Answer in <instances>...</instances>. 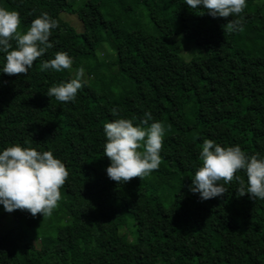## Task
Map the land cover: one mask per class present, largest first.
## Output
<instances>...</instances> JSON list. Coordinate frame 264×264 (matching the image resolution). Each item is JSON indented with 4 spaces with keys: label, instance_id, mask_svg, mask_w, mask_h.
Masks as SVG:
<instances>
[{
    "label": "trees",
    "instance_id": "obj_1",
    "mask_svg": "<svg viewBox=\"0 0 264 264\" xmlns=\"http://www.w3.org/2000/svg\"><path fill=\"white\" fill-rule=\"evenodd\" d=\"M0 6L20 13L22 33L43 12L59 23L54 46L26 76L4 74L0 52V153L15 144L51 151L69 171L53 211L64 217L59 224L2 205L0 220L15 223L0 234V264H264V200L237 197L236 181L206 201L189 190L205 139L264 158V0H247L243 31L232 33L222 26L234 17L214 18L186 0H0ZM65 12L81 18V32ZM180 33L202 54L186 59ZM105 43L116 52L108 61L99 57ZM58 51L72 57V69L41 71ZM106 62L119 85L101 89L82 78L75 101L47 96L80 67L89 79H109L99 73ZM147 112L149 124L166 129L162 163L142 180L118 184L106 171L104 125L126 118L139 126ZM237 175L247 185L246 173Z\"/></svg>",
    "mask_w": 264,
    "mask_h": 264
},
{
    "label": "clouds",
    "instance_id": "obj_2",
    "mask_svg": "<svg viewBox=\"0 0 264 264\" xmlns=\"http://www.w3.org/2000/svg\"><path fill=\"white\" fill-rule=\"evenodd\" d=\"M186 4L192 9L203 5L214 18L234 17L222 26L225 33L243 31L244 17L241 14L247 7V0H186ZM20 25L18 11L0 6V52L6 54L2 72L9 76H26L34 62L54 46L50 37L59 27L58 21L47 12L35 18L26 33L21 32ZM72 66V57L67 52L58 51L55 58L43 61L40 69L59 72L71 70ZM84 72L85 69L80 67L75 78L50 87L47 96L62 103L75 101L84 86ZM112 113L118 115L116 109H112ZM152 119L151 112H147L139 126L126 118L105 123L104 156L111 162L106 169L111 180L126 184L134 178L142 180L158 170L162 163L166 129L159 121L149 124ZM200 160L202 166L195 172L189 190L199 193L202 201L228 192L225 185L233 181L239 183L237 197L248 194L254 201L264 200V158L249 156L239 145L222 147L212 139H205ZM241 170L246 173L247 185L237 175ZM68 178L66 165L51 151L41 152L20 144L7 147L0 153V204L8 212L22 210L30 212L33 217L42 214L45 219L58 207L61 188Z\"/></svg>",
    "mask_w": 264,
    "mask_h": 264
},
{
    "label": "rangeland",
    "instance_id": "obj_3",
    "mask_svg": "<svg viewBox=\"0 0 264 264\" xmlns=\"http://www.w3.org/2000/svg\"><path fill=\"white\" fill-rule=\"evenodd\" d=\"M64 18L70 22L75 29L78 32H81L83 30V22L81 20V18L75 14V13H69V12H65L63 13ZM147 22L149 24V17H147ZM147 26V25H146ZM182 44H181V54L186 58V59H190L195 55H200L202 54V48L194 41L191 39L186 38L183 34H179L177 35ZM116 56V52L115 49L109 45L108 43L103 44V46L101 47L100 51H99V57L100 59H105V61L111 60L113 58H115ZM111 63L110 62H106L105 64H101L99 73H101V75H103L104 77H107L109 79H89V75L88 73L85 71L84 72V77L83 79H86L87 81H91L94 84H96L99 88L103 89V88H111V85H119V81L118 79H114L113 77L110 76L111 74ZM72 74H76V72H72ZM117 83V84H116ZM3 204H0V212H4L3 208H2ZM2 220H0V234L4 232L5 229H10L12 226H14L15 221L10 218L4 216L1 218ZM64 217L62 215H58L56 213H52V215L50 217L45 218V221L47 224H50L51 222L55 225L59 224L61 221H63ZM50 230V228H47ZM123 234L125 236V238L127 239H131L133 240L134 237H132L128 231L124 230ZM37 239L39 240V242L42 244V237L40 238L39 235H37Z\"/></svg>",
    "mask_w": 264,
    "mask_h": 264
}]
</instances>
